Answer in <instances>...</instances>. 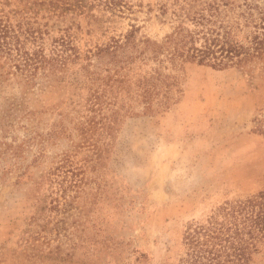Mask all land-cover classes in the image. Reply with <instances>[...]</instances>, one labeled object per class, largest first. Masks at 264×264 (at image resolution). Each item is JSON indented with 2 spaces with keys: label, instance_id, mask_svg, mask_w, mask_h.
<instances>
[{
  "label": "rangeland",
  "instance_id": "1",
  "mask_svg": "<svg viewBox=\"0 0 264 264\" xmlns=\"http://www.w3.org/2000/svg\"><path fill=\"white\" fill-rule=\"evenodd\" d=\"M109 1L0 0V23L31 26L47 54L65 40L79 55L49 81L0 80V264L178 263L188 225L264 190L263 64L155 59L141 51L173 31L172 0ZM127 35L135 49L87 57ZM157 74L149 106L138 85ZM97 87L102 113L85 107ZM116 111L112 133L85 139L82 122Z\"/></svg>",
  "mask_w": 264,
  "mask_h": 264
},
{
  "label": "trees",
  "instance_id": "2",
  "mask_svg": "<svg viewBox=\"0 0 264 264\" xmlns=\"http://www.w3.org/2000/svg\"><path fill=\"white\" fill-rule=\"evenodd\" d=\"M172 4L177 21L173 31L161 43L145 41L141 53L150 52L155 59L165 54L172 64L190 61L215 68L236 66L248 72L263 64L264 70V0H172ZM119 5L116 0L108 3L112 11ZM168 11L169 7L164 4L163 14ZM36 33L23 23L14 28L0 23V80L14 75L28 86L40 76L49 81L72 58H79L65 40L54 41L47 54L43 41H39L41 36ZM30 43L33 45L31 50L28 48ZM129 44H133L131 35L125 37V43L116 41L87 57L110 56L115 60L117 51ZM87 72L94 86L97 76ZM155 80L161 82L160 75L144 78L138 85L139 96L149 106L160 88ZM106 84L112 90V86ZM98 89L87 99L85 107L102 113L106 100H102ZM96 117L93 114L79 127L86 140L92 129L103 128L108 134L112 133L119 113L101 115L98 120ZM256 121L257 130L264 134V114L262 118L256 117ZM182 244L184 254L173 264H253L264 250V190L227 201L206 219L191 223L184 232Z\"/></svg>",
  "mask_w": 264,
  "mask_h": 264
}]
</instances>
